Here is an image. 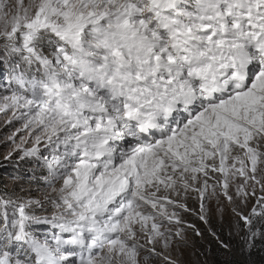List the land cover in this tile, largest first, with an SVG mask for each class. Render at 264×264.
I'll list each match as a JSON object with an SVG mask.
<instances>
[{"label": "snow or ice", "instance_id": "6c2138e0", "mask_svg": "<svg viewBox=\"0 0 264 264\" xmlns=\"http://www.w3.org/2000/svg\"><path fill=\"white\" fill-rule=\"evenodd\" d=\"M0 113V264L264 253V0H0Z\"/></svg>", "mask_w": 264, "mask_h": 264}, {"label": "rangeland", "instance_id": "374dc122", "mask_svg": "<svg viewBox=\"0 0 264 264\" xmlns=\"http://www.w3.org/2000/svg\"><path fill=\"white\" fill-rule=\"evenodd\" d=\"M10 115V113L7 115L5 113H0V175L2 176V180H8L9 174L13 173L14 170L20 166L17 163L6 161L3 158L4 154L10 147L7 137L11 136L17 128L21 127V123L19 121H12L11 123L7 122ZM21 135H23V133H17V138L19 139V136ZM190 207L198 209V204L190 201ZM186 218L190 223L195 224L204 235L203 238L197 237L193 232L189 231L188 235L190 239V246L185 248L183 251V255L181 257L182 264H211L212 252L208 248L206 241L207 235L210 236L208 233V226L198 221L195 216L189 215ZM229 221L230 217L228 220L223 222L222 226V232L227 237L229 231ZM212 226L214 230L221 229V222L215 215L212 217ZM210 238L212 237L210 236ZM220 238L222 239L221 235Z\"/></svg>", "mask_w": 264, "mask_h": 264}, {"label": "trees", "instance_id": "16d2710c", "mask_svg": "<svg viewBox=\"0 0 264 264\" xmlns=\"http://www.w3.org/2000/svg\"><path fill=\"white\" fill-rule=\"evenodd\" d=\"M31 166V164H25V166L23 165L24 168H30ZM6 181L7 180H2V176L0 175V186H2V183ZM221 236L222 240L226 243L229 242L228 237L225 236L223 232ZM206 241L208 248L212 252L211 264H249V261H251V264H264V253L257 251L253 253L251 257H248L246 254H241L236 247L237 241L235 239L231 241L233 244L232 253H225L217 242L208 235L206 237Z\"/></svg>", "mask_w": 264, "mask_h": 264}]
</instances>
